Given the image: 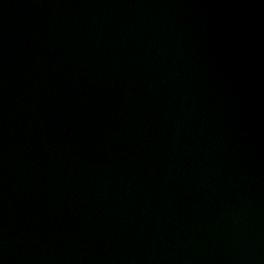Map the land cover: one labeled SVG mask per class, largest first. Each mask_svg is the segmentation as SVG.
Wrapping results in <instances>:
<instances>
[{
    "label": "water",
    "instance_id": "1",
    "mask_svg": "<svg viewBox=\"0 0 264 264\" xmlns=\"http://www.w3.org/2000/svg\"><path fill=\"white\" fill-rule=\"evenodd\" d=\"M0 264H264V0H0Z\"/></svg>",
    "mask_w": 264,
    "mask_h": 264
}]
</instances>
